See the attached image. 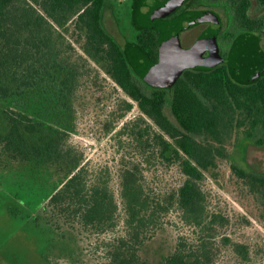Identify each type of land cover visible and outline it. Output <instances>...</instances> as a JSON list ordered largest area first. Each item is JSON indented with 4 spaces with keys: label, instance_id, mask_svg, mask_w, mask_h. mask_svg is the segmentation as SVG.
<instances>
[{
    "label": "trees",
    "instance_id": "trees-1",
    "mask_svg": "<svg viewBox=\"0 0 264 264\" xmlns=\"http://www.w3.org/2000/svg\"><path fill=\"white\" fill-rule=\"evenodd\" d=\"M106 1L0 0V164L24 166L35 177L57 174L35 223L42 219L49 236L65 241L74 233L103 235V264H152L143 249L169 214L183 229L158 264H217L219 240L247 260L249 245L220 233L228 218L209 208L203 183L221 159L231 158L235 134L264 143V55L233 54L231 65L189 68L171 87L152 85L144 76L160 59L156 31L140 29L123 45L104 24ZM142 1L135 2L141 18ZM218 1L248 28H262L264 16L249 13L252 0ZM89 61L131 100H122L117 120L134 105L140 111L119 130L127 147L135 145V159L124 151L118 191L110 170L91 168L69 141ZM158 160L177 165L183 176L170 191L147 184L146 165ZM231 169L264 222V171L236 161Z\"/></svg>",
    "mask_w": 264,
    "mask_h": 264
},
{
    "label": "rangeland",
    "instance_id": "rangeland-1",
    "mask_svg": "<svg viewBox=\"0 0 264 264\" xmlns=\"http://www.w3.org/2000/svg\"><path fill=\"white\" fill-rule=\"evenodd\" d=\"M131 6L130 0H107L104 10L106 28L123 45L133 39L132 32H125V27L130 26ZM263 11L259 10V13ZM261 44L264 48V33ZM77 48L80 54H84L79 45ZM129 49L131 54L137 52L135 46ZM89 62L91 70L78 94L77 132L70 136L69 141L84 153L85 162L91 168L110 170L111 185L118 191V171L124 151L126 158L135 159V145L127 147L128 141L126 137H119V130L124 122L134 119L140 111L134 105L124 119L117 120L122 112V100H131L96 63ZM228 148L231 158L221 159L218 168L207 173L203 187L209 208L228 218L220 233L230 236L235 242L248 244L250 257L244 260L230 247L220 245L219 237L217 264H264L261 207L231 169L232 162L236 161L264 171V143L258 145L241 133L233 136ZM146 166L147 184L155 192L170 191L183 179L175 164L167 165L158 160ZM41 176H33L24 166L0 164V264H103L105 259L100 248L103 235L88 238L74 236L77 234L74 233L69 237L70 241H65L57 235L49 236V228L42 219L40 225L35 223V215L42 214V207L37 209L38 205L53 192L58 178L57 174ZM164 222L143 249V256L152 264H158L174 249L177 233L183 229L176 214H169Z\"/></svg>",
    "mask_w": 264,
    "mask_h": 264
},
{
    "label": "flooded vegetation",
    "instance_id": "flooded-vegetation-1",
    "mask_svg": "<svg viewBox=\"0 0 264 264\" xmlns=\"http://www.w3.org/2000/svg\"><path fill=\"white\" fill-rule=\"evenodd\" d=\"M130 1L132 5L129 17L130 26L125 27V32L127 34H129V31L132 32L134 39L136 38L137 31H140V29L152 28L156 31L158 37V51L160 54L164 44V38L161 35L162 32L158 28L150 27L144 17H139L141 14L136 9V0ZM263 8L264 5L259 0H252L249 13L256 18L262 15L264 16ZM259 10L263 12L259 13ZM198 11L209 12L212 15L211 17H204L191 23L188 20L189 15ZM179 19L182 22L185 20L190 21L187 24L179 23L181 26L187 25L180 30V41L184 48H191L196 43H199L200 39H204L203 44L200 45V51L204 54V57L209 58L211 54H219L218 63L205 68H214L222 64L231 65L233 54L234 56L235 54L264 55V48L261 44L262 34L264 33V20L261 21L263 24L262 28H248V25L234 18L230 7L218 0H185L175 11L163 17V20L171 23L178 22ZM129 42L125 41L126 44Z\"/></svg>",
    "mask_w": 264,
    "mask_h": 264
},
{
    "label": "water",
    "instance_id": "water-1",
    "mask_svg": "<svg viewBox=\"0 0 264 264\" xmlns=\"http://www.w3.org/2000/svg\"><path fill=\"white\" fill-rule=\"evenodd\" d=\"M185 0H143L142 7L146 12L144 18L147 24L160 29L161 35L164 38V44L161 48L160 59L155 65L148 69L144 76L148 83L161 87H171L184 70L189 68H205L211 67L218 63L219 54H211L209 58L204 57L200 51V45L204 39H200L191 48H184L180 41V30L184 25H179L182 22H167L163 17L169 15L181 6ZM212 14L205 11L191 13L188 20L191 23L196 22L204 17H211ZM182 23H189L190 21ZM178 24V25H177Z\"/></svg>",
    "mask_w": 264,
    "mask_h": 264
}]
</instances>
